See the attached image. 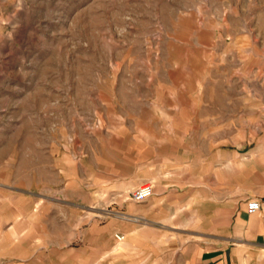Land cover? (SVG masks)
<instances>
[{"label": "rangeland", "instance_id": "obj_1", "mask_svg": "<svg viewBox=\"0 0 264 264\" xmlns=\"http://www.w3.org/2000/svg\"><path fill=\"white\" fill-rule=\"evenodd\" d=\"M255 153L264 0H0V218L28 220L22 264H133L114 233L157 197L132 201L139 183L239 186Z\"/></svg>", "mask_w": 264, "mask_h": 264}, {"label": "crops", "instance_id": "obj_2", "mask_svg": "<svg viewBox=\"0 0 264 264\" xmlns=\"http://www.w3.org/2000/svg\"><path fill=\"white\" fill-rule=\"evenodd\" d=\"M250 156V168L243 170L239 186L230 181L232 175L228 170L226 185L221 190L210 188L206 192L195 187L176 191L170 189L172 185L168 182L163 190L154 191V183L153 193L157 196L154 201L126 212L122 219L130 225L114 233L123 234L120 240L127 238L135 242L134 253L125 252L127 261L264 264V153ZM225 160L232 162V155H225ZM27 194L32 195L30 191ZM249 198L260 201L261 207L255 213L246 209ZM40 203L41 199L32 201L33 212L39 214ZM15 213L7 220L0 218V235L8 234L10 244L9 248L0 250V264H22L31 255L30 243L27 242L26 251L19 246L29 231L28 220L19 210Z\"/></svg>", "mask_w": 264, "mask_h": 264}, {"label": "built area", "instance_id": "obj_3", "mask_svg": "<svg viewBox=\"0 0 264 264\" xmlns=\"http://www.w3.org/2000/svg\"><path fill=\"white\" fill-rule=\"evenodd\" d=\"M130 199L132 201H144L153 194V183L151 181H145L137 185L134 190L130 193ZM246 209L249 213H255L260 209L261 204L258 199L249 198L246 200ZM116 240L123 238V234H114Z\"/></svg>", "mask_w": 264, "mask_h": 264}]
</instances>
